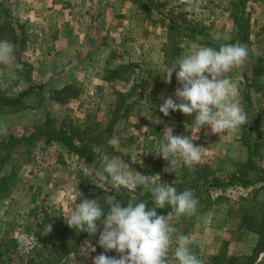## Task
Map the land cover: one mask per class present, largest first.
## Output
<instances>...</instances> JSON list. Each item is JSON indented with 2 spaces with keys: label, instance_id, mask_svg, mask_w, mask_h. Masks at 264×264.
<instances>
[{
  "label": "rangeland",
  "instance_id": "obj_1",
  "mask_svg": "<svg viewBox=\"0 0 264 264\" xmlns=\"http://www.w3.org/2000/svg\"><path fill=\"white\" fill-rule=\"evenodd\" d=\"M0 2L18 19L26 37L15 50L13 61L0 64V98L26 105L14 114H0V123L7 125V133L0 132L1 154L10 147L6 170H16L11 193L0 202V233L2 227L13 238L20 232L31 233L38 239L36 249L42 247L35 232L44 214L65 218L84 198L101 204L106 195H114L116 189L97 172L106 159L115 156L129 169L153 175L157 183L161 178V183L172 184L178 193L193 191L199 201L197 213L171 217L177 229L173 248L176 236L190 235L191 249L203 264H226L228 257L251 255L257 249L260 237L254 231L264 212V74L258 79L257 93L249 91L247 80L253 78L252 70L258 65L252 56H264V0H202L198 11L197 0ZM241 26H248L252 56L228 75L236 85L235 102L251 113L249 121L259 115L255 145L256 132L249 130V125L220 136L209 127L199 132L192 129L195 114L170 112L164 116L159 111L169 96L176 100L175 90L181 87L175 73L171 83L166 82V68L182 53L199 47L218 50L221 44H242ZM213 34L218 39H213ZM119 67L120 78L108 80L107 72ZM49 73L51 77L46 79ZM66 86L71 87L68 97L58 98L56 91ZM125 105L130 109L128 123L121 118L112 125L110 137L100 140L91 158L68 154L59 145L46 146L42 140L11 146V138L28 136L35 126L48 121L56 128L102 132L112 121L115 108L122 111ZM156 118L162 123H153ZM165 126L173 128L174 135L197 136L193 143L204 148L199 163L188 167L181 161L176 173L165 171L168 163L159 156ZM114 135L119 136L118 146L108 142ZM242 137L250 138V148ZM248 158L252 169L246 174L247 187L230 184L229 175ZM128 191L136 203L152 198L139 187ZM102 231L101 226L95 235L88 234L77 250L65 257L64 264H94L100 254L118 257L116 251L105 252L99 246ZM35 250L20 257L15 248L4 261L27 264ZM170 261L177 264L171 253ZM255 264H264V250Z\"/></svg>",
  "mask_w": 264,
  "mask_h": 264
},
{
  "label": "clouds",
  "instance_id": "obj_2",
  "mask_svg": "<svg viewBox=\"0 0 264 264\" xmlns=\"http://www.w3.org/2000/svg\"><path fill=\"white\" fill-rule=\"evenodd\" d=\"M200 2L202 0H197L195 5L197 11ZM212 38L218 39L215 34ZM15 48L12 42L0 40V64L8 65L13 61ZM248 58L247 45L240 43L221 44L218 50L199 47L182 53L166 68L164 75L166 82L171 83L173 73L176 74L181 85L175 90L176 100L169 96L160 105L159 111L164 116H168L170 112H181L186 116L195 114L191 128L198 132L206 127L220 136L238 131L248 123V116L235 102L236 85L228 74L233 68L243 65ZM16 68L22 69V66L16 65ZM50 77L51 73L46 79ZM152 122L162 123L159 118ZM173 131V128L165 126L159 146V156L167 161L165 171L169 173H176L181 161L188 167L199 163L204 149L193 143L197 136L192 135L190 138L174 135ZM0 132L7 133L6 124L0 123ZM108 142L118 146L119 136L114 135ZM97 175L117 191L121 188H142L143 192L150 193L153 197L154 207L149 210L145 202L133 201L123 206L112 195L104 198L107 210L96 200L84 198L78 203L75 210L64 218L67 225L89 235H95L102 226L99 246L105 252L116 251L119 254L118 257L100 254L94 258V264H171L170 253L177 264H203L191 249L190 235L176 236V246L173 248V236L177 229L172 225L171 217H192L198 210L199 201L192 190L186 189L178 193L172 184L161 183L159 175H156L160 178L157 183L153 175H142L131 170L115 156L103 162ZM166 206L171 208L168 215H158L157 209H164ZM52 230V224L45 228L47 235ZM31 240L29 235H21L18 250L30 252Z\"/></svg>",
  "mask_w": 264,
  "mask_h": 264
},
{
  "label": "trees",
  "instance_id": "obj_3",
  "mask_svg": "<svg viewBox=\"0 0 264 264\" xmlns=\"http://www.w3.org/2000/svg\"><path fill=\"white\" fill-rule=\"evenodd\" d=\"M17 29H15V27ZM241 42L244 45H247L249 49L248 42V26H241ZM0 40H8L12 42L18 50L24 44L26 37L24 31L19 23L18 19L14 18L13 15L9 12V10L0 2ZM250 57L252 53L249 50ZM252 60L257 62V68L253 71V78L249 81L247 80L249 91L253 89L254 92H258L259 83L258 79L264 74V56L263 57H253ZM121 72V67L109 70L108 76L106 77L108 80L119 79V74ZM261 84V83H260ZM71 91V87L66 86L59 91H56V96L58 98H64ZM249 91L245 94L246 99H249ZM63 96V97H62ZM119 98H122V95H118ZM62 100V99H60ZM123 100V99H122ZM124 104V103H122ZM26 107L25 103L9 98L2 97L0 98V114L2 115H11L20 110H23ZM129 106L125 105V108L121 111L119 108H115L112 113V118L109 126L102 130V132H92L95 131L94 128H90L88 132L76 130L72 126L66 127H55L50 124L48 121L41 126H35L33 132L30 135L22 137V138H11V146L26 143L30 144L33 141L42 140L46 146L48 145H59L65 147L67 149L68 154H73L82 159L91 158L94 153L95 147L99 146L100 140L110 137V133L112 130V125L117 123L119 119L123 118L128 123L127 119L129 116ZM248 116V123L243 125H249V130L252 132H256V136L254 138L253 144H257L258 134H257V123L259 120V115H255L252 122L249 121V117L251 115L250 111L246 110ZM107 133V137H106ZM245 142L247 148L249 147V137H242ZM23 141V142H22ZM252 145V146H254ZM254 148V147H253ZM252 148V153L254 149ZM6 150V148H3ZM10 149V147H9ZM9 149L6 151L5 155L1 154L0 148V172L1 171H9L7 174L0 175V202L7 198L12 190L13 181L15 179L14 171L15 167H11V169L6 170V165L8 160L10 159V151ZM16 166V165H15ZM243 167L244 170H243ZM252 169L251 166V158L242 165L240 169H236L233 173L229 175L230 184L236 183L239 187L246 188L249 184V179L246 177L247 172ZM239 170V171H237ZM118 202L122 203L123 206H127L129 201H133L131 197V193L127 188H121L114 193V195ZM145 196L144 198H147ZM149 210L151 207H154L153 197L147 198L145 202ZM105 202H102L101 205L104 206ZM264 205V203H263ZM105 210H107V206L105 205ZM171 211L170 206H166L164 209H157L158 215H168V212ZM261 221L258 226V230L254 231L260 237L257 243V249L252 252L251 255L245 256H237V257H228L225 261L226 264H255L258 255H260L264 250V212L260 214ZM48 224L53 225V230L50 234L47 235L45 232V228ZM37 230L35 235L42 242V247L36 249L34 252V256L28 259L27 264H64L63 260L68 257L69 254L74 253L79 247L80 243L88 236L87 232H79L73 228H70L65 219L62 217H52L49 214H44L42 219L38 221ZM246 229H250V227H246ZM46 235V236H45ZM17 247V240H15L7 230L6 227H2V233H0V262L2 264H8L4 261L5 255L9 252L15 251ZM235 262V263H234Z\"/></svg>",
  "mask_w": 264,
  "mask_h": 264
},
{
  "label": "built area",
  "instance_id": "obj_4",
  "mask_svg": "<svg viewBox=\"0 0 264 264\" xmlns=\"http://www.w3.org/2000/svg\"><path fill=\"white\" fill-rule=\"evenodd\" d=\"M23 234H27V235H29V236L32 238V240H31V244H32L31 251L28 252V253H24V252L18 250V241H19L21 235H23ZM14 239L17 240L16 253H17L20 257H27V256H29V255H30V254H31L36 248H38V246H39L38 239H37L33 234H31V233H27V232H20V233H17V234L15 235Z\"/></svg>",
  "mask_w": 264,
  "mask_h": 264
}]
</instances>
